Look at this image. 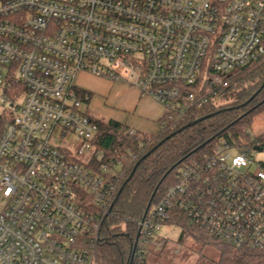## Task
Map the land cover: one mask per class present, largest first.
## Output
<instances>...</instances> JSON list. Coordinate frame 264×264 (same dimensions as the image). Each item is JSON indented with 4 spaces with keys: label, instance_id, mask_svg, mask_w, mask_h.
I'll list each match as a JSON object with an SVG mask.
<instances>
[{
    "label": "built area",
    "instance_id": "obj_1",
    "mask_svg": "<svg viewBox=\"0 0 264 264\" xmlns=\"http://www.w3.org/2000/svg\"><path fill=\"white\" fill-rule=\"evenodd\" d=\"M263 58L264 0H0V264H96L127 157L97 145L79 73L130 81L164 108L165 128L220 104L233 72ZM253 141L222 139L182 168L137 221L129 264L180 218L264 250V162L252 158L264 145Z\"/></svg>",
    "mask_w": 264,
    "mask_h": 264
},
{
    "label": "trees",
    "instance_id": "obj_2",
    "mask_svg": "<svg viewBox=\"0 0 264 264\" xmlns=\"http://www.w3.org/2000/svg\"><path fill=\"white\" fill-rule=\"evenodd\" d=\"M81 96L89 102L92 94L81 90ZM219 101L220 104L209 102L191 108L182 120L169 122L149 140L137 131L131 134V128L121 122L97 121V145L109 155H126L127 163L112 213L101 230L96 264L131 262L139 231L137 221L144 216L154 191L157 189L151 205L175 184L182 168L200 162L222 139L240 145L243 140L247 144L253 141L248 130L254 117L264 113V58L236 72ZM255 140V143L264 141V134ZM178 227L183 231L182 238L191 236L215 246L219 252L218 264H264V250L236 248L213 239L192 228L185 218H180ZM161 241L164 240L147 245L138 264H148L149 254Z\"/></svg>",
    "mask_w": 264,
    "mask_h": 264
},
{
    "label": "rangeland",
    "instance_id": "obj_3",
    "mask_svg": "<svg viewBox=\"0 0 264 264\" xmlns=\"http://www.w3.org/2000/svg\"><path fill=\"white\" fill-rule=\"evenodd\" d=\"M76 85L92 94L90 101L83 105L88 115L105 121H119L143 136L160 133L164 108L153 98L142 96L130 81L114 82L89 73H79ZM248 131L252 140L264 134V113L254 117ZM252 152L255 162H264V146L256 143ZM236 153L232 151V154ZM86 158L82 156L80 159ZM4 204L5 200L0 195V207ZM182 232L178 226H165L160 233L162 238H159H164V244L157 245L155 251L149 254L148 264H218L219 252L215 246L203 244L191 236L182 238Z\"/></svg>",
    "mask_w": 264,
    "mask_h": 264
},
{
    "label": "water",
    "instance_id": "obj_4",
    "mask_svg": "<svg viewBox=\"0 0 264 264\" xmlns=\"http://www.w3.org/2000/svg\"><path fill=\"white\" fill-rule=\"evenodd\" d=\"M200 121V120H199ZM130 178H131V176H130ZM121 192V191H120ZM156 192H157V189L154 191V193L152 194V197H151V200H150V202H149V204H148V206H147V210H146V212H145V214L144 215H146V213H147V211L149 210V208L151 207V204H152V201H153V198L155 197V195H156ZM112 208H113V205H112V207H111V209H110V212L112 211ZM139 233L137 234V237H136V240H135V243H134V249H133V256H134V253H135V249H136V245H137V242H138V239H139ZM133 258V257H132Z\"/></svg>",
    "mask_w": 264,
    "mask_h": 264
},
{
    "label": "crops",
    "instance_id": "obj_5",
    "mask_svg": "<svg viewBox=\"0 0 264 264\" xmlns=\"http://www.w3.org/2000/svg\"><path fill=\"white\" fill-rule=\"evenodd\" d=\"M116 121V120H115ZM117 122H119V121H117ZM148 136H152V135H148Z\"/></svg>",
    "mask_w": 264,
    "mask_h": 264
}]
</instances>
